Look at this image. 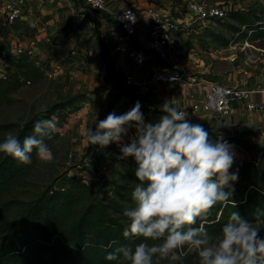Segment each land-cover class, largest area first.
I'll return each instance as SVG.
<instances>
[{
  "label": "rangeland",
  "instance_id": "1",
  "mask_svg": "<svg viewBox=\"0 0 264 264\" xmlns=\"http://www.w3.org/2000/svg\"><path fill=\"white\" fill-rule=\"evenodd\" d=\"M53 1L50 0L55 6ZM188 1L191 0H131L127 4L134 2L141 6L153 5L156 8L175 11L185 9ZM196 1L228 6L231 8L230 15L218 21L197 23L194 29L179 37L170 56L178 71L185 76L204 78L203 74L209 77L211 75L208 74H212L213 70L216 74L225 71L228 63H234L235 67L259 68L264 60V38L255 36L237 24L234 14L254 16L264 23V0ZM2 2L0 1V4ZM60 3L61 7L57 9L61 14L58 25L62 28L56 29L55 33L44 39H39L40 41L33 36L16 35L14 26L0 23V40L7 41L6 48L9 51L19 48L17 39L19 42H38L40 53L35 57V64L43 68L42 76L34 78L30 84L22 83L20 89L10 95V100L0 106V125H22L32 116H42L50 110L54 113L51 118H56V131L60 138L53 159H39L33 175L3 198L0 214L7 219L22 215L26 204L48 186H52L51 190L65 189L70 182L83 179L90 188L91 196H100L107 191L106 188H101L103 180L115 179L123 168L119 166L118 158L113 161L103 159L106 146L87 145L84 142L85 132L89 128L94 131L99 120L105 119L113 112L117 116L125 114L137 102L141 105L140 110L145 122L153 123L159 120V113L147 106L145 97L138 96L124 87L117 65L121 62L120 56L111 51V41L105 39L95 21V18H103L107 23L111 22L109 16L93 12L94 19H91L90 10L84 6L82 0H61ZM69 3L73 4L72 7ZM59 36L65 37V45L56 49ZM68 37H73L75 42L69 43ZM128 70L135 71L131 66H128ZM161 94L167 92L159 90L158 95L153 92L157 98H160ZM165 96L167 99V95ZM9 133L15 136L16 130L1 134L0 143ZM208 134L213 142L221 140L228 144L237 143L239 146H232L235 155L230 173L234 166L258 161L262 154V148H256V143L241 146L243 140L240 137L220 139L219 134ZM256 225L261 227L260 236L264 237V224ZM159 264H198V256L190 253L182 261L162 260Z\"/></svg>",
  "mask_w": 264,
  "mask_h": 264
},
{
  "label": "clouds",
  "instance_id": "2",
  "mask_svg": "<svg viewBox=\"0 0 264 264\" xmlns=\"http://www.w3.org/2000/svg\"><path fill=\"white\" fill-rule=\"evenodd\" d=\"M139 102L125 114L110 113L96 123L95 130L85 132L87 145L108 146L129 141L121 147V159L133 157L138 181L131 193L133 207L125 210L128 226L125 238H143L135 248L121 246L106 256L117 264H159L162 260L182 261L190 253L198 256V264H264V237L261 227L238 212L215 237L210 236L203 223L217 203H227L230 193L224 189L238 180L230 173L234 163L232 146L209 139L200 124H193L189 114L178 107L164 104L156 123L145 122ZM57 130V121L39 120L34 124L35 135L23 143L9 133L0 143V153L11 156L21 164L38 159L51 161L53 155L45 143ZM235 206V205H233ZM253 216L259 219L264 210Z\"/></svg>",
  "mask_w": 264,
  "mask_h": 264
},
{
  "label": "trees",
  "instance_id": "3",
  "mask_svg": "<svg viewBox=\"0 0 264 264\" xmlns=\"http://www.w3.org/2000/svg\"><path fill=\"white\" fill-rule=\"evenodd\" d=\"M234 20L255 36L264 38L262 20L243 14H234ZM6 61L8 68L0 76V106L10 100V95L20 89L22 83L30 84L43 74L42 66H37L26 53L17 57L8 55ZM52 115L54 113L48 110L42 116H32L22 125H0V135L16 130L15 136L22 144L24 138L35 135L37 121L50 119ZM59 139L57 131L45 138L52 155ZM229 145L237 143L230 142ZM122 146L110 144L104 148L103 159L113 161L118 158L128 166L115 179L103 180L101 188L107 191L102 195L91 196L85 181L76 179L65 189L46 187L26 204L24 212L17 218L7 219L0 214V264H117V261L106 260L116 248L127 246L134 249L141 242L159 243L144 241L142 237L123 236L129 223L124 212L134 206L131 193L138 181L134 175L137 167L134 158L121 159ZM261 153L258 161L232 168V173H238V180L224 189L230 193L229 201L217 203L206 218L203 221L198 219L193 227L203 223L208 234L215 237L233 212L254 224H264V216L259 219L253 216L257 209L264 210V147ZM31 155L30 164H21L0 153V206L9 191L33 175L39 159L35 151Z\"/></svg>",
  "mask_w": 264,
  "mask_h": 264
},
{
  "label": "built area",
  "instance_id": "4",
  "mask_svg": "<svg viewBox=\"0 0 264 264\" xmlns=\"http://www.w3.org/2000/svg\"><path fill=\"white\" fill-rule=\"evenodd\" d=\"M85 7L92 12L104 11L107 0H82ZM29 0H4L0 4V23L14 26L21 17L30 12ZM231 8L225 5L206 4L201 1H188L185 9L167 11L153 5H126L112 20V30L108 39L113 53L120 56V72L124 87L138 96H148L151 84L172 85L180 82L183 86L198 84L196 77L181 74L168 56L176 47L179 37L194 29L197 23L226 19ZM139 30L143 31L145 45L140 46L137 40ZM16 38V36H15ZM39 40V39H38ZM19 48L15 51L0 46V76L8 68L7 56H19L26 53L36 63L40 47L34 40L18 41ZM40 41V40H39ZM69 43H74L73 37H68ZM145 65L149 66L148 78L140 80L136 73ZM131 66L134 72H130ZM27 84H29L27 82ZM205 86L202 97L193 101L185 110L189 117L199 113L210 114L217 119H224L235 111V105H240L247 113L262 114L264 104L253 98L264 94V85L256 83L249 87L244 85H226L220 83L201 82ZM259 139L264 140V127L257 132Z\"/></svg>",
  "mask_w": 264,
  "mask_h": 264
},
{
  "label": "crops",
  "instance_id": "5",
  "mask_svg": "<svg viewBox=\"0 0 264 264\" xmlns=\"http://www.w3.org/2000/svg\"><path fill=\"white\" fill-rule=\"evenodd\" d=\"M54 1L55 6L51 4L50 0H29V6L31 7L30 12H27L23 17H21L20 21L14 24L15 34L33 36L38 40L44 39L48 35L50 36L51 34L55 33L56 29H61L62 27H59L58 25L61 14L57 11V9L61 7V0ZM107 1L109 3L108 6L104 11H101L100 13L109 16L111 22L107 23L103 18H95V21L99 25V30L101 31L105 39L109 41L108 36L110 35V32L112 30V20L114 14L120 11L124 6L128 5L127 3L131 2V0H125V3L123 2L124 0H122V2H120L121 0ZM69 4L72 7L73 4ZM133 4L135 5L137 3H130V5ZM92 13V11H89V17L91 19L93 18ZM18 23L19 25H17ZM144 37L145 36L143 34V31L139 30L137 40L139 41L141 47L145 45V43H143ZM0 41L1 47H8L6 40ZM64 42L65 37L59 36L57 45H55L56 49L64 46ZM171 55L172 54L170 53L168 56V61H171ZM117 65L118 67L120 66L119 63ZM214 72L215 71L213 70L212 74H208L211 75L209 77L206 76V74H203L204 78H202L201 76H196L198 84L195 86H183L180 82L174 83L172 85L151 84V93L148 96H145L147 100V106L150 109H156L160 114L159 117L163 114L161 112V109L165 103L171 106L178 107V109H186L193 101L204 95L206 89L205 86L201 84V82L220 84L222 82L226 85L246 84L249 87L253 86L256 83L264 85V60H262V64H260L259 68H255L254 66H249L248 68H242L240 66L235 67L234 63H228V65H226L225 67V71L218 74ZM148 73L149 66L145 65L143 68L137 71L136 76L140 80L146 81L148 78ZM159 90L163 93L167 92V94H161V97L157 98L153 95V92L155 95H158ZM165 95H167V99ZM253 99L258 103L264 104V94L258 95ZM189 119L193 124L202 125L208 133L211 132L215 135L219 134L221 136L219 137L220 139L225 137H240V139L243 140V142L240 144L241 146L245 144L249 145L250 143H256V148L264 147V140L259 139L257 134V132L264 127V118L262 114H259L258 112L247 113L238 104L235 105V111L230 116L224 119L219 120L210 114L204 113H199L194 117H189ZM133 132L134 129L129 130V137L133 134ZM129 137H125L122 143L126 144L130 142L128 139ZM251 148L255 147L251 146ZM117 161L119 162V166L121 165L122 168H126L128 166L127 164H122L119 159Z\"/></svg>",
  "mask_w": 264,
  "mask_h": 264
}]
</instances>
